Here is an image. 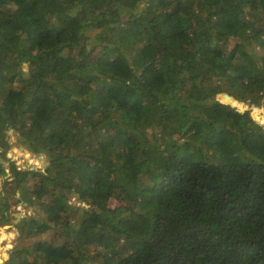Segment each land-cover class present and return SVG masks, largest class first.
Masks as SVG:
<instances>
[{
  "label": "trees",
  "instance_id": "16d2710c",
  "mask_svg": "<svg viewBox=\"0 0 264 264\" xmlns=\"http://www.w3.org/2000/svg\"><path fill=\"white\" fill-rule=\"evenodd\" d=\"M254 106L264 0H0V224L47 199L3 264H264Z\"/></svg>",
  "mask_w": 264,
  "mask_h": 264
},
{
  "label": "rangeland",
  "instance_id": "374dc122",
  "mask_svg": "<svg viewBox=\"0 0 264 264\" xmlns=\"http://www.w3.org/2000/svg\"><path fill=\"white\" fill-rule=\"evenodd\" d=\"M24 70H25V75L28 74L29 69L28 65H24ZM242 106V102H240ZM244 105V104H243ZM248 104H245L243 106V109L248 108ZM259 111L260 115L256 116L255 113ZM253 115L259 122L264 123V106L258 107L254 106ZM263 116V118H261ZM9 134V139L11 142V149L8 152V156L12 158V160L15 161V163L20 166L21 168H36V169H41L45 171L44 165L48 163V160L45 156V154H34L31 152L29 149L25 147V144H23L20 139L18 138V133H16L14 130L8 131ZM17 152V155H16ZM40 155H43L45 159H41ZM8 176H11L10 174ZM0 189H2V178H0ZM19 191V190H18ZM20 194L18 195L17 192L16 194H10L7 198L14 204L11 208L10 212V221L5 224H0V264H3L6 259L9 257V253L12 250V248L16 244V240L20 236V230L19 228L15 225L17 223H14L13 220L15 219L14 213H22L21 219L24 217H31V216H37L38 213L43 210V205L44 202H47V199H44L38 203H33V204H23L24 203V198L22 196L21 191H19ZM72 202H77L76 197H72L71 199ZM26 202V201H25ZM23 215V216H22ZM12 217V218H11ZM15 225V226H14ZM36 239H31V238H24L21 240L22 244L30 243L35 241Z\"/></svg>",
  "mask_w": 264,
  "mask_h": 264
},
{
  "label": "water",
  "instance_id": "95a60500",
  "mask_svg": "<svg viewBox=\"0 0 264 264\" xmlns=\"http://www.w3.org/2000/svg\"><path fill=\"white\" fill-rule=\"evenodd\" d=\"M182 76V75H181ZM195 83L196 84H198L199 83V79H197L196 81H195ZM219 95H225V96H227V97H231L232 98V100L231 101H226V100H224L221 96H219ZM219 95H214V94H212V95H209L208 97H212V98H216V99H218V100H220L221 102H225V103H230L232 106H236V107H240L241 109H243V104H242V106L240 105L241 103L236 99V98H234L233 96H231V95H229L228 93H222V94H219ZM191 100H196L197 101V99L195 98V97H191ZM202 101V100H201ZM11 131H13V129H10ZM40 157H41V159H45V157L43 156V155H40ZM11 175V171L9 170V169H7V175L5 176V177H7L8 175ZM0 178H2L1 176H0ZM17 194L19 195L20 194V192L19 191H17ZM4 198H5V200L7 201V198L5 197V195H4ZM23 204H27V202H25L24 201V203ZM15 216V219H18V216L17 215H14ZM23 216V215H22ZM19 220H20V218H19ZM22 220V219H21ZM20 220V221H21ZM19 221V222H20Z\"/></svg>",
  "mask_w": 264,
  "mask_h": 264
},
{
  "label": "bare ground",
  "instance_id": "6f19581e",
  "mask_svg": "<svg viewBox=\"0 0 264 264\" xmlns=\"http://www.w3.org/2000/svg\"><path fill=\"white\" fill-rule=\"evenodd\" d=\"M19 213H20V212H19ZM14 215H17V216H18V213H14ZM19 218H20V220H21V217H18V219H14L13 222H14V223H18V222L20 221Z\"/></svg>",
  "mask_w": 264,
  "mask_h": 264
},
{
  "label": "built area",
  "instance_id": "2783aa9c",
  "mask_svg": "<svg viewBox=\"0 0 264 264\" xmlns=\"http://www.w3.org/2000/svg\"><path fill=\"white\" fill-rule=\"evenodd\" d=\"M19 168H21V167H19Z\"/></svg>",
  "mask_w": 264,
  "mask_h": 264
}]
</instances>
